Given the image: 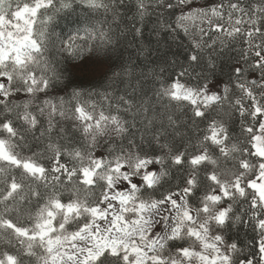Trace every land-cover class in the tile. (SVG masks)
I'll list each match as a JSON object with an SVG mask.
<instances>
[{
  "label": "trees",
  "instance_id": "obj_1",
  "mask_svg": "<svg viewBox=\"0 0 264 264\" xmlns=\"http://www.w3.org/2000/svg\"><path fill=\"white\" fill-rule=\"evenodd\" d=\"M189 1L186 0V3L188 4ZM201 1L224 5V11L220 16L213 14L214 23L221 25L224 31L211 34L217 41V48L212 53L216 56V76H209V82L214 78L224 80L226 91L222 99L212 102L202 110L209 113V118L206 120L197 119L193 115L196 109L189 101L176 99L171 95L166 81L167 72L164 76L157 73L153 83L146 87L147 95L141 93L136 99L125 97V103H121L119 97L103 102L99 99L88 101L85 107L91 118L105 116L119 125V128L112 134L101 137L97 146L88 135L85 123L79 118L81 110L73 111L67 102L58 101L54 107L43 104L45 96L42 87L37 84L26 86V81L32 79V69L38 71L45 67L47 56H40L36 52L31 61L19 65L13 63L5 65L1 72L10 76L9 90L16 92L18 96L9 97L6 102H0V118H4L5 114L13 120L18 117L21 122L28 125L27 130L30 131L31 117L35 115L41 118L40 122L45 127L51 126L57 131L59 138H54L46 146L34 148L31 151L28 150V145L21 146L12 137L3 138L9 141L16 153L42 165L44 174L42 176L31 175L21 167H14L0 160V221L2 220L7 225L29 227L36 223L35 218L40 208L51 205L55 200L62 202L79 200L85 209L73 216L65 227L71 233L85 226L92 219L89 209L101 203L106 184L101 179L92 184L85 183L82 168L89 157L100 149L113 164L118 161L135 162L144 158L159 160L161 165L159 181L154 185H145L139 191V196L145 200H161L168 195L184 191L188 187L193 193L191 197L187 195L189 206L202 210L204 200L208 195L225 185H233V188L228 190L222 199V203L228 207L227 216L223 222L214 226V233L221 237L225 245L231 247V264H238L237 248L232 247L237 241L244 242L238 247H244L245 252L252 247L259 246L262 237L259 219H264L262 215L264 206L252 187L251 181H248V177L252 176L254 171L255 175H258V169L263 160H253L248 155V146L253 145V139L249 138L247 129L255 126L256 134L259 127L255 123L256 116L259 115L262 119L263 114L255 113L253 97L252 95L246 96L245 93L249 88L253 89V93L260 95L259 101L264 107V84L261 86L263 90H255L259 82L253 86V78L247 74L240 81H234L235 87L228 83L233 64L244 63V57H247L246 47L250 42L243 31L231 33L227 27L228 19L235 17L227 12L230 0ZM238 1H240L237 3L240 9L247 11L248 15L251 14L258 23L264 19L262 15L264 0ZM101 2H107V0H101ZM167 2L168 0H145V3L153 5ZM249 6H251V11H249ZM84 7L86 8L87 5ZM72 15H79L81 20L84 19V13L80 7H77ZM43 19V24L37 22L34 25V36L39 35L40 32L46 34L49 29H53L56 33H60L61 28H64L65 32L70 30L65 27L68 19L67 12L59 14L56 20H49L47 17ZM180 23L186 30L185 35L188 39L184 40L182 34L175 40L172 36L166 37V44L161 42L153 59L157 56H167L173 59L172 56L175 54L179 62H187L189 42L193 45L202 44V37L210 34L196 22H187L186 16ZM145 36L151 37L152 33L145 32ZM262 37L260 41L264 49V35ZM153 46L155 47L154 37ZM101 51L106 57L115 59L118 56V52L107 48L89 49L85 54H100ZM203 51L205 58H208L207 49ZM240 52L244 55L241 56ZM127 55L128 53H125V57ZM252 62L249 59V64ZM119 64V59L115 60L112 65L113 71L107 74V78L113 83H115L116 73L119 72ZM179 70L177 67L176 71ZM197 72L199 73V69ZM182 82L200 88L196 75H193L191 79L185 78ZM29 88L31 91H28ZM153 94L156 98H153ZM149 103L151 110L146 107ZM241 113L248 116L243 124L239 115ZM213 124L222 125L224 128L225 138L222 143L214 141L210 136ZM242 127L245 129L243 132H241ZM61 153L64 159L60 161V164L71 170V177H64L60 173L53 172L54 161ZM201 153L204 154V158L193 164L192 158ZM254 154H256L255 151ZM177 156L187 157L183 167L176 166ZM45 173H47V183H45ZM10 176L16 178L21 188L14 197L9 195L5 187ZM212 176H215L214 181L210 180ZM188 180L192 181L191 186L186 183ZM30 191L31 197L29 196ZM38 196L39 200H37ZM245 197L252 202L255 209V211H248L247 215H243L249 207L247 202H242ZM250 217L254 218L255 229L252 224L248 223ZM241 218L245 221L244 226H240ZM56 224L60 226V223ZM186 245L181 238L168 242V247L172 249ZM22 248L25 249V246L18 239L16 231L10 225L5 227L0 224V251L21 254ZM20 259L22 264L36 263L32 256L21 254ZM105 264H110V262L106 261Z\"/></svg>",
  "mask_w": 264,
  "mask_h": 264
},
{
  "label": "snow or ice",
  "instance_id": "obj_2",
  "mask_svg": "<svg viewBox=\"0 0 264 264\" xmlns=\"http://www.w3.org/2000/svg\"><path fill=\"white\" fill-rule=\"evenodd\" d=\"M85 5H87L86 8ZM77 7H80L84 13L83 20L79 15H72ZM204 7L212 11L217 8L223 9L224 5L212 3ZM231 8L240 10L238 4L231 5ZM194 10L195 8L187 5L186 0H168L166 4L156 3L154 5L145 3V0H107V2L79 0L78 3L77 0H0V17L9 24H20L23 19L34 25L37 22L43 24L45 17L49 20H56L59 14L68 13L65 27L70 29L69 31L65 32L64 28H61L60 33H56L53 29H49L48 33L40 32L39 35L30 39V44L32 40L35 41L32 47L40 56H47V60L45 67L38 71L32 69V79L26 81V86L37 84L42 87L45 96L43 104L54 107L58 101L67 102L76 112L86 110L85 106L88 101L96 99L103 102L119 97L121 103H125V97L136 99L141 93L147 95L146 87L153 83L155 75L158 73L164 76L165 72L168 73L166 81L170 90L185 78L191 79L193 75H196L197 83L204 92L218 100L222 99L223 92L220 86L224 80L214 78L209 82V76H216V56L212 53L217 48V41L211 34L223 32L224 28L221 25L211 26L208 29L210 34L202 37V44L193 45L189 42L187 62H179L175 54L172 56L173 59L167 56H157L153 59L161 42L166 44V37L172 36L175 40L182 34L184 40L188 39L185 35L186 30L180 21ZM249 11H251V6H249ZM253 27L258 35H264V19L254 24ZM145 32H151L152 36L146 37ZM257 47L258 50L251 57H244L243 64H233L228 83L235 87L234 81H240L246 74L253 78V86L260 80H264V49ZM96 48H107L118 52V56L115 59L106 57L103 51L100 54H85L87 50ZM204 49H207L208 58H205ZM125 53H128L127 57ZM240 55L243 56L244 53L240 52ZM117 59L120 61L119 72L116 73L115 83H113L107 78V74L113 71L112 65ZM249 59L253 61L251 64H249ZM177 67L180 69L178 72ZM257 73L260 75L257 76ZM7 81L8 77L0 76V82H4L5 87L10 86ZM121 85L124 87L121 88ZM28 91H31V88ZM153 98H156L155 94ZM7 100L8 96L3 89H0V102ZM146 107L151 110L150 103ZM193 115L201 120L209 118V113L199 108L193 112ZM239 115L243 124L248 116L243 113ZM40 119L35 115L31 117L29 131L27 130L28 125L21 122L18 117L13 120L5 114L4 118H0V139L12 137L21 146L28 145V150L31 151L34 148L46 146L54 138H59V133L51 126L45 127ZM255 123L264 129L259 115L256 116ZM228 131L232 132L230 129ZM243 131L245 129L242 127L241 132ZM247 132L250 139L255 138V126L247 129ZM61 143L63 144V141ZM45 151H47L46 147ZM248 155L253 160H264V155L254 154V146L251 144L248 146ZM63 159L62 153L57 155L53 172L60 173L64 177H71V170L60 164ZM199 159L200 157H193L191 162L196 164ZM185 160L187 157L177 156L176 166L183 167ZM260 168L262 169L260 177H257L254 171L253 175L248 177V181L259 183L261 179H264V164H261ZM46 177L47 173H45V183H47ZM210 180L214 181L215 176H212ZM186 183L191 186L192 181L188 180ZM127 186L124 184V187ZM5 187L9 195L13 197L21 190L14 176L8 178ZM184 192L189 197L193 194L188 187L184 189ZM217 195L223 197L225 194L217 189ZM29 196L31 197V191ZM39 199L38 196L37 200ZM176 199H179V196ZM242 202H247L249 205L243 215H247L248 211H255L252 202L248 201L247 197ZM104 206L107 207V204ZM49 214H51V205H49ZM253 221L254 218L250 217L248 223L252 224L255 229L256 224ZM244 223L245 221L241 218L240 226H244ZM259 223L264 226V219H259ZM0 224L8 226L2 221ZM161 224H157L153 229L154 235L162 231ZM243 243V241H237L232 245L237 248L239 254L238 264H264V240H261L259 246L252 247L247 252L244 247H238ZM253 244H255L254 240ZM129 259L125 253L109 248H97L88 255L86 261L80 260L77 264H105L106 261L110 264L112 262L127 264ZM0 264H22V262L18 254L5 252L0 256Z\"/></svg>",
  "mask_w": 264,
  "mask_h": 264
},
{
  "label": "rangeland",
  "instance_id": "obj_3",
  "mask_svg": "<svg viewBox=\"0 0 264 264\" xmlns=\"http://www.w3.org/2000/svg\"><path fill=\"white\" fill-rule=\"evenodd\" d=\"M238 2L240 1L229 2L227 12L235 17L228 19L227 27L231 33L243 31L247 34L250 43L246 47V53L247 57H251L258 50L257 46L262 49L260 40L263 37L258 35L253 27L258 22L251 14L248 15L243 9L231 8V5ZM187 5L195 10L186 15V21L196 22L201 28H205L204 31L217 25L214 23L213 14L220 16L224 11L219 8L206 10L204 6L211 3L201 0H190ZM33 36L34 24L26 19L20 24H9L0 17V76L8 77V85L10 76L1 70L7 63L19 65L33 60L37 52L32 47L35 41L29 43ZM259 75L260 73H257V76ZM263 84L264 80H260L255 90H263ZM220 87L224 96L226 86L222 84ZM0 89L4 90L8 98L18 96L16 92L10 91L9 87H5L4 82H0ZM252 90L249 88L244 93L246 96L252 95L255 113L263 114L261 123L264 124V107L259 101L260 95H256ZM171 95L176 99L189 101L195 109L199 108L201 111L218 100L203 89L184 82L173 86ZM79 118L85 123L88 135L97 146L101 137H107L119 128L113 119L105 116L91 118L86 110H81ZM210 136L214 141L222 143L225 138L223 126L213 124ZM252 143L255 153L264 155V129L260 125ZM196 157L202 159L204 154ZM0 160L14 167H21L31 175L44 174L42 165L16 153L9 141L3 138L0 139ZM261 164H264V160ZM261 173L262 169L259 167L257 177H260ZM82 177L87 184L101 179L106 184V190L101 203L89 209L91 221L79 230L70 233L65 227L73 216L85 209L79 200H55L51 204V214L48 205L40 208L35 218L36 223L29 227L8 224L25 246L21 254L34 257L35 264H77L80 260L86 261L88 255L97 248H109L127 254L130 258L127 264H231V247L225 245L220 236L215 235L214 226L223 222L227 216L228 207L222 203V199L233 185H225L219 189L225 194L223 197L217 195V190L208 195L202 210L189 206L184 191L168 195L161 200H145L139 196V191L143 186L154 185L159 181V160L144 158L135 162L118 161L113 164L100 149L94 152L83 166ZM124 184L128 186L124 187ZM251 185L264 206V179L259 183L251 181ZM177 196L179 199H176ZM101 221L103 223H100ZM56 223H60V226ZM157 224H161L162 231L154 235L153 229ZM260 226L261 240H264V226ZM176 238H181L187 245L178 249L168 247V242ZM3 254L0 251V256ZM12 254H18L19 258L21 256L20 253Z\"/></svg>",
  "mask_w": 264,
  "mask_h": 264
}]
</instances>
